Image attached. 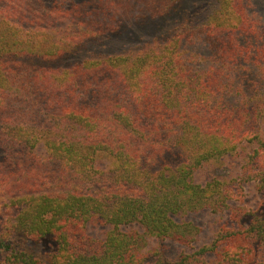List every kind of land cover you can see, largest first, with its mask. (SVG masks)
I'll return each instance as SVG.
<instances>
[{"label": "trees", "instance_id": "16d2710c", "mask_svg": "<svg viewBox=\"0 0 264 264\" xmlns=\"http://www.w3.org/2000/svg\"><path fill=\"white\" fill-rule=\"evenodd\" d=\"M262 124L264 0H0V264H264Z\"/></svg>", "mask_w": 264, "mask_h": 264}, {"label": "rangeland", "instance_id": "374dc122", "mask_svg": "<svg viewBox=\"0 0 264 264\" xmlns=\"http://www.w3.org/2000/svg\"><path fill=\"white\" fill-rule=\"evenodd\" d=\"M261 138L264 140V124L260 126ZM253 147V146H252ZM245 148V149H244ZM243 156H247V154L251 151L250 147H244ZM41 155L46 153L45 149L41 145L38 149ZM4 157L3 152L0 151V161H2ZM97 166L100 170H109L112 168L114 161L112 158L105 154H99ZM242 161L241 158H234L233 160L227 163H208L206 164L199 172L196 173L195 179L198 183H205L207 180L211 178H219L222 180H234L238 178L239 169L241 167ZM243 199L242 205H245L247 208L256 209L260 202L262 201V197L260 193L257 191L254 183H248L243 186ZM241 204V202H238ZM187 219L193 221L200 229V235L198 241L190 248L181 246L179 244L173 242H166L165 248L168 249L170 254L174 257L180 255L184 252H191L193 250H197L204 245L209 244L213 238L216 231H218L222 226L230 224V216L227 214H214L212 212H202L195 215H190ZM131 229H139V227L132 226L130 228H123L124 231H129ZM90 234L94 237L101 238L106 235L108 231V227L103 225H95L89 228ZM156 243L151 241V246H155Z\"/></svg>", "mask_w": 264, "mask_h": 264}]
</instances>
